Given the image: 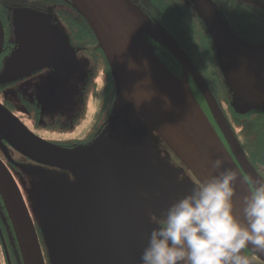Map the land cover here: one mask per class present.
<instances>
[{
    "label": "water",
    "instance_id": "obj_1",
    "mask_svg": "<svg viewBox=\"0 0 264 264\" xmlns=\"http://www.w3.org/2000/svg\"><path fill=\"white\" fill-rule=\"evenodd\" d=\"M68 1L87 23L110 68L117 96L111 123L92 145L64 149L31 133L0 104V132L16 147L41 164L78 175L75 190L72 189L64 199L51 191L54 185L60 184L57 179L42 178L38 186H31V208L37 227L46 239L48 263L72 264L60 258L61 248L58 236L54 235L55 228L60 220L85 215L93 216L94 223L103 224L91 226V219L86 231L87 235L88 231L91 233L90 240H102L107 256L103 261H97L88 253V258L82 256V264H141L142 248L130 233V214L122 212L123 199L118 193L119 185L124 182L123 179L119 181L118 173L140 126H148L156 132L198 182L212 173V163L217 159L222 160V168L235 170L238 180L234 211L242 215V198L250 190L193 96L188 75L227 142L233 148L239 146L206 81L185 51L159 24L127 0ZM191 1L213 43L219 70L228 76L229 81L238 72H249L255 63L259 67L263 65L254 51L247 49L249 45L229 29L210 0ZM241 1L248 3V0ZM260 1L264 3V0ZM145 35L164 46L178 60L182 68L180 78L154 53ZM3 39L0 21V51ZM130 62L136 65L134 69L129 68ZM10 71L14 70L8 67L4 74ZM15 71L20 73L18 75L26 74L25 69ZM224 83L227 85L225 80ZM227 87L232 97V90ZM230 106L239 113L252 109L264 112L250 101L238 107L231 100ZM0 193L23 264H45L35 223L19 188L1 161ZM88 207L101 208L102 211L88 214L75 210ZM44 230L48 233L49 244ZM261 260L264 262V254Z\"/></svg>",
    "mask_w": 264,
    "mask_h": 264
},
{
    "label": "flooded vegetation",
    "instance_id": "obj_2",
    "mask_svg": "<svg viewBox=\"0 0 264 264\" xmlns=\"http://www.w3.org/2000/svg\"><path fill=\"white\" fill-rule=\"evenodd\" d=\"M133 6L145 13L153 22L159 24L179 44L190 58L193 65L202 75L203 79L211 84L221 83L224 87L219 66L217 64L215 49L202 20L193 10L191 0H127ZM215 6L219 16L229 29L241 40L251 43H264V39L256 36L252 30L264 31V3L260 0H210ZM16 9H29L39 12H51L55 20L64 27V33L72 50L81 55L87 62V69L83 77L79 93L69 103L55 102V94L48 90H38L35 83L38 77L45 72L39 69L28 74L17 75L15 67L13 72L4 74L7 61L12 58L17 48L12 35L14 12ZM0 21L3 27L4 39L0 51V104L15 116L31 133L41 139L62 147L74 149L92 145L101 133L111 123L113 110L117 105L115 83L110 68L102 50L89 30L82 16L73 8L68 0H0ZM154 53L164 65L177 77L182 75V68L178 60L162 45L145 35ZM212 70L215 72L213 73ZM219 78V79H217ZM193 96L199 104L206 119L226 148L236 167L244 178L250 192L254 190L257 179L264 177V112L259 109L247 110L239 113L233 110L232 124L221 106L220 109L226 118L235 140L239 146L233 148L218 128L211 113L205 110L192 89L194 84L188 75ZM195 85V84H194ZM207 85L209 86L208 82ZM41 93V94H40ZM43 94V95H42ZM229 100V99H228ZM230 104V101H229ZM207 106V105H206ZM208 108V107H207ZM209 110V109H208ZM161 139V138H160ZM164 145V143H163ZM165 146V145H164ZM125 152V158L118 173V179H126L134 174L139 175L133 156L137 152ZM172 154V153H170ZM128 155L130 158L128 159ZM173 155V154H172ZM174 156V155H173ZM175 158L179 165V173L185 175V180L197 183L192 173ZM0 161L5 166L19 188L28 209L31 208L30 189L34 184L38 186L42 178H54L62 184L69 182L73 190L78 182V175L69 170L58 169L39 163L16 147L6 136L0 132ZM149 172V171H147ZM135 182L139 189L149 185L148 176L145 180L137 179ZM133 182V181H131ZM147 185V186H148ZM193 185V186H194ZM139 191L132 194L138 197ZM190 193L182 190L180 197ZM136 199V198H135ZM157 207L162 204L157 203ZM61 210H64L62 208ZM82 213L102 211L101 208H77ZM151 216L147 212L150 222ZM32 217V215H31ZM33 219V218H32ZM70 219V218H69ZM85 226H101L94 223L93 216L82 217ZM72 220L76 223L78 215ZM35 223V222H34ZM38 239L42 249L45 264L48 263L46 252V239L35 223ZM154 228V227H153ZM152 228V229H153ZM79 233V230L77 231ZM104 236L106 233H102ZM89 240L91 233L88 231ZM100 237L101 233H96ZM95 236V237H96ZM98 248L89 250L91 258H105V249L101 239H91ZM148 242V241H147ZM102 246L100 249L99 244ZM142 252L144 249H141ZM94 252L95 255H91ZM263 262V261H262ZM0 264H23L16 235L4 201L0 193Z\"/></svg>",
    "mask_w": 264,
    "mask_h": 264
},
{
    "label": "rangeland",
    "instance_id": "obj_3",
    "mask_svg": "<svg viewBox=\"0 0 264 264\" xmlns=\"http://www.w3.org/2000/svg\"><path fill=\"white\" fill-rule=\"evenodd\" d=\"M13 16L12 35L17 48L13 51L12 58L7 61L6 68L13 66L15 70L25 69L26 74L44 69L45 72L35 83L36 88L42 89V93L44 90L54 92L55 102L69 103L79 93L87 62L72 50L64 33V27L55 20L51 12L16 9ZM246 44L249 45L247 49L254 51L263 65L259 67V64L255 63L254 67H250L249 72H238L231 81L227 79L226 74L221 73L222 79L232 90L231 97L224 83L230 102L232 100V103L239 107L247 105L250 101L264 110V43L246 42ZM209 90L211 91L210 87ZM217 104L220 106L219 102ZM137 133L127 152H137V156L132 158L135 160L134 166L140 173L136 179L134 174L131 179L130 176L124 178V182L118 187V193L123 199L122 212L130 214L128 219L130 233L135 237L140 248L144 249L148 244L149 234L155 227L148 220L147 212L149 215L159 216L173 202L181 198L182 190L191 192L194 183L186 181V176L179 173L175 155L156 132L148 126H140ZM177 161L181 163L178 158ZM147 176L150 184L139 189L135 182H140L137 179L145 180ZM58 178L60 184L54 185L51 191L56 197L64 199L72 192L71 183L62 184L63 177ZM139 190L138 197L132 196ZM157 203L162 206L158 208ZM28 210L36 223L32 208ZM82 217L78 215L76 223L69 217L60 220L55 228L54 235L58 236V245L61 248L60 258L72 264H82L83 257L88 258L86 254L94 246V242L89 240ZM45 234L49 244L50 239L46 231ZM95 246L98 248L97 244ZM99 246L101 249L102 246L100 244ZM91 255H95L94 252ZM95 259L103 261L102 257Z\"/></svg>",
    "mask_w": 264,
    "mask_h": 264
},
{
    "label": "clouds",
    "instance_id": "obj_4",
    "mask_svg": "<svg viewBox=\"0 0 264 264\" xmlns=\"http://www.w3.org/2000/svg\"><path fill=\"white\" fill-rule=\"evenodd\" d=\"M136 65L129 63V68ZM212 163V174L159 216L141 264H264V177L242 198V215L234 211L235 170Z\"/></svg>",
    "mask_w": 264,
    "mask_h": 264
},
{
    "label": "trees",
    "instance_id": "obj_5",
    "mask_svg": "<svg viewBox=\"0 0 264 264\" xmlns=\"http://www.w3.org/2000/svg\"><path fill=\"white\" fill-rule=\"evenodd\" d=\"M89 28V27H88ZM90 30V28H89ZM252 32L256 35V36H260L261 38L264 39V31L262 30H252ZM212 72L214 73L215 71L212 70ZM219 79V78H217ZM207 82L209 84V87L215 97V99L217 100V102H219L220 106L223 108L227 118H228V121H229V124L231 125L232 124V118L234 117L233 116V110L229 104V100H228V97H227V92L225 90V87L219 82V83H214V84H211L209 82V79H207ZM192 89L195 91V94L197 96V98L199 99V101L202 103V105L204 106L205 110L207 111V113L210 115V112L206 106V103L203 99V97L201 96L200 92L198 91L197 87L192 83ZM211 117V115H210Z\"/></svg>",
    "mask_w": 264,
    "mask_h": 264
}]
</instances>
